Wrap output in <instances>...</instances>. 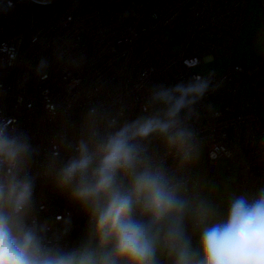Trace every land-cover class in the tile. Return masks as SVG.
<instances>
[{
  "label": "built area",
  "instance_id": "2783aa9c",
  "mask_svg": "<svg viewBox=\"0 0 264 264\" xmlns=\"http://www.w3.org/2000/svg\"><path fill=\"white\" fill-rule=\"evenodd\" d=\"M246 1L0 0V117L37 149L33 172L41 171L53 143L61 158L71 154L91 109L123 110L134 119L155 86L187 84L204 74L201 65L232 56ZM180 22L182 41L174 35ZM211 71L191 122L204 169L214 173L218 159L236 160V189L251 195L264 186V56ZM150 151L160 152L158 142ZM166 162L175 168L171 158ZM196 167L187 170L191 181ZM36 195L50 237L71 246L85 228L81 212L43 177Z\"/></svg>",
  "mask_w": 264,
  "mask_h": 264
},
{
  "label": "clouds",
  "instance_id": "9594fccd",
  "mask_svg": "<svg viewBox=\"0 0 264 264\" xmlns=\"http://www.w3.org/2000/svg\"><path fill=\"white\" fill-rule=\"evenodd\" d=\"M198 71L187 84L155 86L134 119L91 109L71 154L61 158L53 143L35 173L37 149L0 117V264H264V186L237 195L186 175L201 156L194 106L214 77ZM38 177L85 218L71 246L39 217ZM222 189L226 201L216 198Z\"/></svg>",
  "mask_w": 264,
  "mask_h": 264
},
{
  "label": "rangeland",
  "instance_id": "374dc122",
  "mask_svg": "<svg viewBox=\"0 0 264 264\" xmlns=\"http://www.w3.org/2000/svg\"><path fill=\"white\" fill-rule=\"evenodd\" d=\"M262 19V5L259 0H247L244 20L242 24V29L237 41L233 45V55L230 57H219L212 61L205 63L199 67L200 69L209 68V70H214L216 72H222L225 68L234 61H239L242 63H252L258 56L260 50V45L264 43V27L261 23ZM185 24L180 22L178 26L174 29V35L179 41H182L185 35ZM198 161L197 167L195 168L194 180L197 177H207L209 179H214L218 184L227 185L229 191H235L237 194L236 183L234 178L239 174V165L236 160H229L220 158L217 160L216 171L214 173H207L204 169V161L206 160L205 152L201 149V156ZM202 165V169L198 168V165ZM229 166V170H227ZM228 192L221 190L217 194V200L227 199ZM238 195V194H237ZM223 210V208H221ZM77 241V239L75 240ZM74 241V242H75ZM193 242H195V237H193Z\"/></svg>",
  "mask_w": 264,
  "mask_h": 264
},
{
  "label": "trees",
  "instance_id": "16d2710c",
  "mask_svg": "<svg viewBox=\"0 0 264 264\" xmlns=\"http://www.w3.org/2000/svg\"><path fill=\"white\" fill-rule=\"evenodd\" d=\"M237 194H238V195L240 194L239 191H237Z\"/></svg>",
  "mask_w": 264,
  "mask_h": 264
}]
</instances>
